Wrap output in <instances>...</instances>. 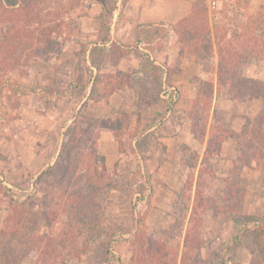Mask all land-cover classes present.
Instances as JSON below:
<instances>
[{"label": "rangeland", "instance_id": "rangeland-1", "mask_svg": "<svg viewBox=\"0 0 264 264\" xmlns=\"http://www.w3.org/2000/svg\"><path fill=\"white\" fill-rule=\"evenodd\" d=\"M212 1L213 45L203 50L178 22L140 25L136 42H118L111 26L130 0H0V264H52L71 224L67 196L86 188L88 170L102 172L104 156L94 163L92 153L104 134L137 167L123 179L106 174L118 192L103 197L110 222L80 264L144 263L152 246L151 264H220L234 220L253 226H239L231 263L264 259V104L232 97L242 79L264 82V44L263 54L246 44L264 39V0ZM10 35L18 42L6 46ZM219 44L237 59L236 76L223 68L220 79ZM114 95L123 103L112 106ZM28 193L20 207L30 218L12 236L11 195ZM117 198L136 204L132 219Z\"/></svg>", "mask_w": 264, "mask_h": 264}, {"label": "trees", "instance_id": "trees-1", "mask_svg": "<svg viewBox=\"0 0 264 264\" xmlns=\"http://www.w3.org/2000/svg\"><path fill=\"white\" fill-rule=\"evenodd\" d=\"M14 6H16V4L10 5L11 8H13ZM261 9H264V8H261ZM208 26H209L208 0H197L196 3L194 4V7L191 13L185 18H183L182 20H180L177 23L176 28H180L179 29L180 31H183L184 29H192L196 31L195 34H193L192 30H189V32H192V35L195 38L194 40L196 42H201L200 43L201 46L199 48L200 49L202 48L203 50L206 48L208 50L209 46L211 47L213 45L210 42L212 34ZM179 34L181 35V32H179L178 35ZM185 36H187V34L182 35V42H185V43L187 42V44H189L188 45L189 48H191L193 44H196V43H189V41L187 40L185 41ZM198 38L199 40L201 39V41H199ZM18 39L19 37H15V35H10V37L6 41V46H13L14 44L18 42L17 41ZM83 41L84 40L77 39V38L70 40V42H73V43H80ZM84 42H88V45L94 44L92 41H84ZM202 43L209 44V46L208 45L204 46ZM246 44L248 46L253 47L252 53L256 51L260 53L262 51L260 47L262 44H264V39H261L260 36L258 40H255V41L248 39ZM230 45H232L231 46L232 48L236 46V45H233L232 43ZM217 53H218V60L220 63V70L218 74L220 79L222 78L224 74L222 71L223 68L224 70H228V72L229 71L233 72L231 74V77L236 76V73H234V70L236 72L238 63L236 61L237 59L235 58V56H232L233 55L232 51L222 48V45H221V49L218 48ZM260 54H263V52H261ZM142 56L144 58L145 54H142ZM146 58L148 61L150 60L147 55H146ZM225 74H228V73H225ZM136 76L137 75H132V78ZM6 80L13 81L11 78L10 79L8 78ZM242 81L244 83V85L242 86L244 87V90L239 91L236 94L232 90V97L242 100L244 102L250 101L252 99L253 100L258 99L264 104V82H259L257 80H251V79H242ZM127 83L129 84L130 87L133 88V85H131L130 81H127ZM13 84L15 83L13 82L11 84L12 87L10 88H12L13 90H15V87L18 88L17 85L15 86ZM19 88L22 89V87L20 86ZM0 89L2 91V88ZM64 92L58 91L55 96L63 97ZM243 93L244 94L246 93V94L243 95ZM139 98H140L139 94H136L135 99H139ZM173 101H174V95L171 96L170 105H169L170 109L172 108ZM112 115L113 116L118 115V113L115 111ZM108 118H112V116L111 117L105 116L102 119L104 120ZM249 124L250 126L252 125V123H249ZM66 144L69 146V147L65 146L66 153L69 154L70 148L74 147V144L71 141H68V143ZM95 148H96V151L92 153L93 154L92 160L94 161V163H97L98 156H99L98 155L99 145L96 144ZM59 162L60 161H57L56 166L58 168L63 169L64 173L66 172L68 173L69 172L68 167H63ZM46 174L53 176V169L47 170ZM106 174H111V173L107 171L106 165L103 162L102 172H98L96 170L92 171V169L88 170L85 176V181L83 182L84 185L86 186L84 190H81L78 193L69 194L67 196V202L70 207L71 224L68 228V231L64 235V239L62 240V243L59 244L60 250L55 251L56 252L55 254L52 251V254H53L52 264H80L82 261V258L85 255L97 250L98 240L101 238L102 235H104L105 229L107 228L106 221H109L110 219L108 215L105 213L103 197L108 196L111 193V191L114 190L112 179L109 177L110 175H106ZM32 196H33V193H28L26 195H15V194L11 195L14 205L12 204V206L10 207L12 210H11V213L5 219L4 229L10 231L12 236H15L14 234H16L19 231V229L22 228L21 225L24 224L25 220L30 218L29 215H26L25 217L24 213L26 211L24 209H21L22 207H20V205L23 204L24 202H27V200L30 199ZM136 208H137L136 204H133L134 213H136ZM136 222H137V219L134 220V224H136ZM261 222H264V221L261 220ZM242 224H245L244 226H247V228H251L250 226H253L251 225L249 220H244L242 223H238V221L234 220V234H232L223 243L224 252L222 254L220 264H232L230 260V254H231L232 248L236 246L240 241V233L237 234V230L239 229V226H241ZM254 224L258 228H260L259 223L258 224L254 223ZM190 232L191 230L188 231L187 233V238L185 242L186 249L188 246L189 239L191 237ZM38 242L40 244V241ZM32 246H33L32 243H29L28 250H31ZM259 246L264 251V241L261 244H259ZM154 247L155 246L151 247L149 251L150 255L144 257L145 262L144 263L139 262L138 264H151L154 260L157 259L156 255L158 254H156L153 251ZM43 249H44L43 247H39L37 249V251L39 252V256L45 255V251ZM261 255L264 256V252ZM182 262L183 264L185 263L184 260ZM43 263H45L43 260L39 262V264H43ZM203 264H207V263H203ZM254 264H264V259L254 262Z\"/></svg>", "mask_w": 264, "mask_h": 264}, {"label": "crops", "instance_id": "crops-1", "mask_svg": "<svg viewBox=\"0 0 264 264\" xmlns=\"http://www.w3.org/2000/svg\"><path fill=\"white\" fill-rule=\"evenodd\" d=\"M197 0H130L128 5L123 10V18L115 26L112 25L111 34L118 42L130 45L137 41L138 29L144 24H175L188 16ZM257 1V0H256ZM131 4L134 5L132 11ZM264 4V1L263 3ZM99 4L92 5V8L99 7ZM100 11H105L100 7ZM107 16V14L105 15ZM134 64V61H132ZM126 66L119 65V69L124 70ZM110 99V104L123 103V98L116 100ZM177 142L180 139L179 133H173L170 136ZM192 138V137H191ZM204 152V151H203ZM99 153L104 156L105 165L108 172H116L119 178H124L128 173L134 172L137 163L128 160L120 151L118 142L112 135L104 134L100 137ZM118 192L114 189L110 193V199L107 198L106 204L111 201V195H116ZM120 194V193H119ZM125 199V198H124ZM117 201L118 198L116 199ZM120 204H126V209L131 210L130 216L133 217L134 211L130 201L121 200ZM128 206V207H127Z\"/></svg>", "mask_w": 264, "mask_h": 264}, {"label": "built area", "instance_id": "built-area-1", "mask_svg": "<svg viewBox=\"0 0 264 264\" xmlns=\"http://www.w3.org/2000/svg\"><path fill=\"white\" fill-rule=\"evenodd\" d=\"M222 1V0H221ZM209 2H211L210 4H211V8H213V9H215L216 7H215V4H216V2H214V1H212V0H209Z\"/></svg>", "mask_w": 264, "mask_h": 264}]
</instances>
